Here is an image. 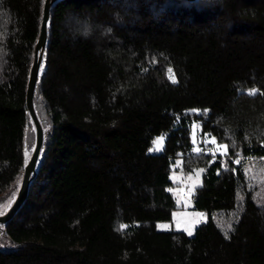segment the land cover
Wrapping results in <instances>:
<instances>
[{
	"label": "trees",
	"instance_id": "1",
	"mask_svg": "<svg viewBox=\"0 0 264 264\" xmlns=\"http://www.w3.org/2000/svg\"><path fill=\"white\" fill-rule=\"evenodd\" d=\"M44 3L0 0L6 211L33 144L25 94ZM46 36L43 144L26 200L0 224V264H264V180L247 171L264 169V0H56ZM177 159L202 170L193 236L156 227L179 208Z\"/></svg>",
	"mask_w": 264,
	"mask_h": 264
},
{
	"label": "rangeland",
	"instance_id": "2",
	"mask_svg": "<svg viewBox=\"0 0 264 264\" xmlns=\"http://www.w3.org/2000/svg\"><path fill=\"white\" fill-rule=\"evenodd\" d=\"M197 130L196 127H193V145L199 147L200 143L203 142V139L197 140ZM35 139V134L33 137V143ZM159 141V143H157ZM209 143V145L207 144ZM213 140H205L204 149L208 150L212 148ZM27 144L30 146L32 144V139L27 140ZM164 145V136L156 138L152 149L150 152L159 153L161 152ZM216 147V146H214ZM159 148L160 150H157ZM221 152V151H220ZM181 161L177 159L172 167L170 173V181L174 184L172 188L169 189V192L173 195L176 205L179 207L177 210L172 212L171 220L168 222H161L157 224L158 231H178L184 232L188 235L189 231H192V235L195 233V229L203 222L206 221V217L197 210L194 209L193 203V193L195 188L201 185V175L202 170L196 169L191 173H184L180 170ZM249 176L255 181L264 180V169L262 166L251 165L247 167ZM9 203V202H8ZM8 203L5 205H0V214L4 213L7 209ZM189 236V235H188ZM7 246V241L0 237V248Z\"/></svg>",
	"mask_w": 264,
	"mask_h": 264
},
{
	"label": "water",
	"instance_id": "3",
	"mask_svg": "<svg viewBox=\"0 0 264 264\" xmlns=\"http://www.w3.org/2000/svg\"><path fill=\"white\" fill-rule=\"evenodd\" d=\"M54 1L56 0H45L44 6H43L39 37H38V40L34 48L33 62H32V66L30 69L27 88H26V94H25L26 109L29 113L33 126L36 129V131L34 132L35 134L34 143L37 145L36 153H31L30 162L28 163L27 167H24V172L22 175V180H21V184L18 189L17 195L13 203L8 208V210L4 214L0 215V224H5L8 221H10L16 215L22 203L26 200L28 189H29V183H30L31 178L35 176V170H36L39 154L41 151V147L43 144V137H44L43 129L41 127L40 121L37 118V115L34 110L33 98H34V91H35L37 78L39 76V68H40L39 66L41 64L43 52H44L45 45H46V38H47L46 33H47V21L49 18V7ZM187 1H194V0H187Z\"/></svg>",
	"mask_w": 264,
	"mask_h": 264
},
{
	"label": "snow or ice",
	"instance_id": "4",
	"mask_svg": "<svg viewBox=\"0 0 264 264\" xmlns=\"http://www.w3.org/2000/svg\"><path fill=\"white\" fill-rule=\"evenodd\" d=\"M39 67H40L41 70H43L44 65L41 64ZM168 71L171 73L173 70L170 68ZM169 79H170V82H172V83H177L178 82L177 79H176V77H175V74L171 75L169 77ZM38 82H39V80L37 78V83ZM255 94H256V90L255 89L250 90L249 95H255ZM204 111L207 112V110H204ZM32 131L35 132L36 129L33 128ZM157 143H159V141H157ZM36 148H37V145L35 143L31 144L30 146L26 143V145H25V152H24L25 167H27L28 163L30 162L29 151L31 150L32 153H36ZM157 150H160V149L157 148ZM120 227H121V229H124L126 226L125 225H121ZM231 230H232V226L230 225L229 226V231H231ZM192 234H193L192 231H189L188 232V235L189 236H191ZM225 238L226 239H229L230 237L226 234L225 235Z\"/></svg>",
	"mask_w": 264,
	"mask_h": 264
},
{
	"label": "built area",
	"instance_id": "5",
	"mask_svg": "<svg viewBox=\"0 0 264 264\" xmlns=\"http://www.w3.org/2000/svg\"><path fill=\"white\" fill-rule=\"evenodd\" d=\"M202 138L200 137V135H198L197 136V140H201ZM214 143H212V148H211V150L214 152V153H219L220 152V149L219 148H217V147H214V146H216L215 144V141H213Z\"/></svg>",
	"mask_w": 264,
	"mask_h": 264
}]
</instances>
